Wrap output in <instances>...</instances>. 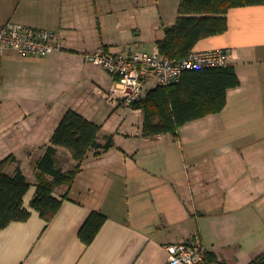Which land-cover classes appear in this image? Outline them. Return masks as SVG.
I'll return each instance as SVG.
<instances>
[{
    "label": "crops",
    "instance_id": "0c3cea01",
    "mask_svg": "<svg viewBox=\"0 0 264 264\" xmlns=\"http://www.w3.org/2000/svg\"><path fill=\"white\" fill-rule=\"evenodd\" d=\"M179 3L0 0V24L53 30L63 40L46 56L0 52V161L9 157L5 171L18 166L30 184L23 198L30 216L0 229V264H165L164 246L196 232L211 264H248L264 253V4L229 8L226 30L195 43L193 50L233 48L239 85L227 90L221 112L183 124L176 136L143 135L141 109L125 112L94 93L112 77L85 54L152 51L176 22ZM74 71L78 88L62 89L61 73ZM42 75L52 80L42 98L18 99ZM66 91L78 101L63 102ZM56 102L100 125L97 141L112 135L113 147L88 150L73 180L54 187L62 202L46 221L30 202L37 162L67 110ZM53 147L63 172L77 164L69 149ZM93 210L106 219L86 245L78 231Z\"/></svg>",
    "mask_w": 264,
    "mask_h": 264
},
{
    "label": "trees",
    "instance_id": "16d2710c",
    "mask_svg": "<svg viewBox=\"0 0 264 264\" xmlns=\"http://www.w3.org/2000/svg\"><path fill=\"white\" fill-rule=\"evenodd\" d=\"M255 4H264V0H180L176 22L164 28V37L156 42V47L163 55L182 59L200 39L226 30L229 8ZM238 85L233 64L186 70L179 83L156 85L146 90L133 108L143 112V135L169 133L176 136L183 124L221 112L226 105L227 90ZM100 128L74 109L63 113L52 133L51 144L66 147L78 162L71 170L63 172L55 165L53 146H48L37 162V183L30 206L46 221L53 218L62 202L53 196L54 187L73 180L88 150L113 147L112 135L106 136L104 143L97 141ZM9 159L0 161V229L11 221H24L30 216V211L23 206L30 184L18 166L12 175L5 171ZM105 219L102 212L91 211L79 228V239L90 244ZM248 264H264V253Z\"/></svg>",
    "mask_w": 264,
    "mask_h": 264
},
{
    "label": "built area",
    "instance_id": "2783aa9c",
    "mask_svg": "<svg viewBox=\"0 0 264 264\" xmlns=\"http://www.w3.org/2000/svg\"><path fill=\"white\" fill-rule=\"evenodd\" d=\"M62 49L63 40L56 31L11 20L0 24V52L12 50L20 55L46 56ZM234 57L235 50L230 47L192 49L179 60L161 54L157 47L152 51L130 49L126 53L98 48L85 54L88 62L112 77L108 87L96 85L94 93L112 107L128 109H133L134 103L144 97L146 85L152 79L156 85L177 84L186 70L225 66ZM164 248L165 264H211L198 232Z\"/></svg>",
    "mask_w": 264,
    "mask_h": 264
},
{
    "label": "rangeland",
    "instance_id": "374dc122",
    "mask_svg": "<svg viewBox=\"0 0 264 264\" xmlns=\"http://www.w3.org/2000/svg\"><path fill=\"white\" fill-rule=\"evenodd\" d=\"M80 78H81V72L80 71H74L68 77H66V73L65 72H62L61 73L62 89L69 90L68 89L69 87L66 88L67 85L73 87L76 84V86H77L79 84L78 82L80 81ZM153 81L154 80L152 79L146 85L147 90L149 88L153 87L152 86ZM51 83H52L51 78L47 77L46 75H42L41 77H39V81L38 82L36 81V82L32 83V84H35V85L31 86V88L33 89V92L30 90L29 92L26 93L27 96L24 94V95H21L20 97H18V99H20L22 101L23 100H33V99H37V98H40L41 99L42 98L41 97V94H43L44 92H47V90H48L47 87ZM37 85H39V86H37ZM78 86H77V88H78ZM34 92L38 93L39 96H34V95L31 94V93H34ZM65 94H67V91L64 93V96H63V100L62 101L64 102V101H66V99H68L69 102L67 104L72 103V100L73 99H77L76 101H78V99H79V96H77V95L76 96H72V97H67ZM18 102L20 103V101H18ZM67 104L63 105L62 103L56 102V104L54 106H55V109H62V111H64L65 109L68 108V105ZM124 111L125 112H129L128 108L127 109H124ZM128 118H130L132 121L137 120L136 117H135V115H133V114H129Z\"/></svg>",
    "mask_w": 264,
    "mask_h": 264
}]
</instances>
